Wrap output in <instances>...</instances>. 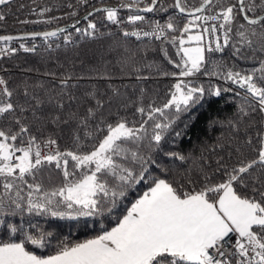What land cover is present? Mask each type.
<instances>
[{
    "label": "snow or ice",
    "instance_id": "6c2138e0",
    "mask_svg": "<svg viewBox=\"0 0 264 264\" xmlns=\"http://www.w3.org/2000/svg\"><path fill=\"white\" fill-rule=\"evenodd\" d=\"M140 2L95 8L83 17L86 27H79L81 21L76 20L71 28L82 37L94 38L98 25L90 18L101 13L111 24L135 26L134 30H124V37L156 40L175 49L173 59L168 48L160 47L167 62L178 69L163 73L176 77L177 82L171 98L162 106L154 102L141 106L142 102L136 101L133 119L129 120L93 92L85 97L87 106L81 104L83 111H69L65 117L63 112L70 105L62 102L63 89L72 77L61 80V96L55 102L30 96L25 89L24 104L17 101L9 82L0 78V232L5 237L0 239V264H264V124L254 136H245L244 146L251 158L237 147L228 153L229 159L236 153L234 164H225L223 158L216 161L221 182H215L207 172L176 178L160 169L161 175H153V167L160 166L146 154L160 148L173 118L178 119L188 106L198 103L205 94L220 96L232 90H206L184 79L205 74V65L226 49L245 60L249 59L246 53L253 60L260 57L258 69L247 73L226 71L223 78L242 90L237 96L243 94L249 100V112L241 109L244 115H264V77L257 74L264 73V0H173L174 15L163 23L141 14L169 12L162 0H147L144 7ZM12 3L0 0V22L6 19L3 9ZM121 9L129 12L126 20L118 15ZM48 11L44 8L38 14L43 16ZM54 19L20 22L48 23ZM146 20L148 30L139 27ZM65 32L64 42L73 43L72 33L66 28L19 37L0 35V56L18 51L8 46L14 40L39 38L47 42ZM19 49L35 52L37 45L20 43ZM69 100L77 98L69 92ZM46 106L58 114L44 118ZM173 106L175 112L166 111ZM123 107L127 109L128 102ZM29 112L31 122L26 118ZM136 116L140 118L138 126ZM161 118L166 122H160ZM44 119L48 125L64 124L74 129L71 150H62L54 135L41 139L44 126L41 123L37 128L35 124ZM165 155L184 159L177 153ZM49 169L61 181L46 190L41 178ZM141 184L146 190L114 226H101L93 238L78 243L60 241L53 254L29 249V245L37 250L49 248L53 233L31 221L25 228L9 219L23 217L25 212L59 219L111 214L128 191Z\"/></svg>",
    "mask_w": 264,
    "mask_h": 264
},
{
    "label": "trees",
    "instance_id": "16d2710c",
    "mask_svg": "<svg viewBox=\"0 0 264 264\" xmlns=\"http://www.w3.org/2000/svg\"><path fill=\"white\" fill-rule=\"evenodd\" d=\"M124 2L131 0H88L87 4L84 0H13L9 7L3 9L6 19L0 22V35L50 30L76 20L94 6ZM162 2L169 7V12L141 14L145 15L147 20L158 17L163 23L174 13L171 10L173 0H162ZM195 2L196 0H193V3ZM69 4L73 7L69 8L67 6ZM146 4L147 0H141L139 6ZM44 8L50 11L40 16L38 13ZM73 12L76 15H71ZM128 14L126 9H121L118 13L125 20ZM52 17L56 19L48 23L20 22ZM90 19L98 25V33L94 38L82 37L73 29H69L68 32L75 34L73 43L64 42L63 37L67 32L58 33L47 42L39 38L36 41L27 39L24 42L28 45L33 43L37 45L35 52L20 51L0 59L2 76L16 93L19 103L24 104L25 89L30 96L35 94L45 101L52 98L55 102L61 96V80L69 76L72 77L70 84L63 89L62 102L66 106L70 105L63 112L65 117L69 111L77 109L83 111L81 104L87 106L85 97L93 92L103 97L106 103H110L113 111L119 110L129 120L133 119L136 101H141V106L153 102L156 106H162L171 98L170 93L174 91L177 78L171 75L165 76L163 73L178 72V69L167 62L160 47L168 48L173 59H176L175 49L167 44L161 46L160 41L156 40L124 37L123 27L126 26L111 24L103 19L101 13ZM86 25L87 22L83 20L78 26L83 28ZM49 44L52 46L49 47ZM241 47L243 50L242 45ZM246 54L249 55L247 60L233 56L231 50L226 49L224 53L216 54L210 65H205L207 67L205 74H194L191 78H184L191 79L194 84L206 90L217 88L232 90L224 91L220 96L205 94L198 103L188 106L187 111L180 112L178 119L173 118L174 123L164 133L160 148L146 153L157 160L160 166L153 167V175H161L160 169H166L169 176L176 178L182 175L197 177L201 172H207L215 182H221L222 177L216 172L217 160L223 158L225 164H234L236 153L233 152L231 159L228 153L237 147L251 158V153L244 146V139L246 135H255L256 129L264 124V115L259 112L244 115L243 113H248L250 110L249 100L243 94L237 96L236 93H242V90L223 78L226 71L243 70L247 73L259 68L257 60L260 57L253 60L250 53ZM257 74L264 77V73ZM258 86L261 85L258 83ZM69 92L77 100H69ZM125 102H128L127 109L123 107ZM181 107L185 106L181 105ZM166 111L175 112L176 109L173 106ZM54 114L58 113H55L51 107H45L44 118H50ZM37 116H41V113H37ZM26 118L32 121L30 112ZM139 119V116H136L137 126ZM160 122L166 121L161 118ZM41 123L44 126V136L41 139L54 135L61 149H72L71 136L74 129L70 125L61 124L59 127L48 125L44 119L35 126L39 128ZM148 130L151 132L150 127ZM165 153H177L184 159H176ZM60 181L61 177L51 169L41 178L46 190L58 186ZM144 190H146L144 184L129 190L126 198L118 203V207L111 214L105 212L102 216L59 219L25 212L23 217L16 216L9 219L18 225L23 224L25 228H28V221H31L39 224L42 230L53 233L49 248L37 250L29 245V249L37 251L38 254H53L60 241L78 243L93 238L101 230V226L104 228L114 226L117 218ZM2 238L5 237L0 232V239Z\"/></svg>",
    "mask_w": 264,
    "mask_h": 264
},
{
    "label": "water",
    "instance_id": "95a60500",
    "mask_svg": "<svg viewBox=\"0 0 264 264\" xmlns=\"http://www.w3.org/2000/svg\"><path fill=\"white\" fill-rule=\"evenodd\" d=\"M120 5V3H117V4H111V3H103V4H100V5H97V6H94L92 8H90L88 11H86L85 13H83L81 16H79L76 20H80L81 22L83 21V17L85 15H87V13L89 11H93L95 8H104V7H118ZM141 7H144V6H141ZM71 21L67 24H64V25H61V26H58L56 28H53V29H50V30H45V31H56L57 29L59 28H66L67 30L69 29H72L71 28V25L76 21ZM35 32H44V31H35ZM32 32H26V33H18V34H3V35H11V36H14V37H19V36H23V35H26V34H30Z\"/></svg>",
    "mask_w": 264,
    "mask_h": 264
},
{
    "label": "built area",
    "instance_id": "2783aa9c",
    "mask_svg": "<svg viewBox=\"0 0 264 264\" xmlns=\"http://www.w3.org/2000/svg\"><path fill=\"white\" fill-rule=\"evenodd\" d=\"M149 20H154V21H160L159 20V18L158 17H153V18H151V19H149ZM161 22V21H160ZM134 27L135 26H128V27H123V31L124 30H134ZM139 27H142V28H144L145 30H148V28H147V21H146V23L145 24H143V25H140ZM132 38H134V39H136L135 37H132ZM147 39V38H146ZM72 40H75V34H72ZM20 43H24L25 44V46L26 47H30L31 45H28L27 43H25L24 42V40L23 41H21V40H14V41H12V42H9V47H17V49H18V51L17 52H20V51H23L22 49H19V44ZM3 45H0V47H2ZM16 52V53H17ZM1 58H3L2 56H0V59ZM0 78H3V76H2V73H1V70H0ZM63 150V149H62Z\"/></svg>",
    "mask_w": 264,
    "mask_h": 264
}]
</instances>
